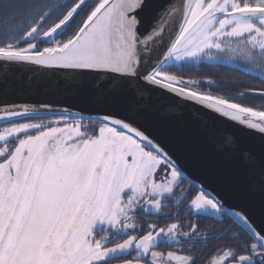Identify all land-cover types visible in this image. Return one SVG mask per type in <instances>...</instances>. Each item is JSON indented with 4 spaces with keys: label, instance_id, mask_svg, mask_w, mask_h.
<instances>
[{
    "label": "snow or ice",
    "instance_id": "1",
    "mask_svg": "<svg viewBox=\"0 0 264 264\" xmlns=\"http://www.w3.org/2000/svg\"><path fill=\"white\" fill-rule=\"evenodd\" d=\"M225 58L259 69L264 83V0H7L0 80L12 67L55 74L89 107L0 103V264H197L189 253L210 238L227 242L208 264H264V220L226 211L203 183L188 215H228L239 231L209 237L179 219L146 231L136 223L159 217L189 180L185 140L170 131L164 102L190 109L180 123L200 142L223 137L242 177L232 195L264 210V105L203 92L211 79L167 71ZM247 93L264 100V87ZM220 118L238 127L225 133Z\"/></svg>",
    "mask_w": 264,
    "mask_h": 264
},
{
    "label": "water",
    "instance_id": "2",
    "mask_svg": "<svg viewBox=\"0 0 264 264\" xmlns=\"http://www.w3.org/2000/svg\"><path fill=\"white\" fill-rule=\"evenodd\" d=\"M180 2L181 0H175L177 6L180 5ZM153 3L162 5L168 3V0H153ZM149 22L150 17L146 19V25ZM3 72H5V68L0 65V73ZM10 102L33 104L50 102L54 106H71L74 110L89 107L83 100L74 98L71 89L65 87L62 77L55 74L41 76L27 67H12L7 70V75L0 80V103ZM189 111L190 109L183 103L177 104L171 109L168 102L161 105L162 115L174 125L170 131L185 140V153L180 160L185 175L189 177L187 181L197 190L203 183L207 186L208 191L219 193V198L222 199L226 211L242 208L249 213L257 225H260L264 220V210L260 208L259 204L245 203L232 195L230 191L229 185L239 184L242 177L234 167L232 156L222 152L223 137H218L215 143L204 144L192 136L180 123L185 120ZM220 119L225 122V133L234 131L238 127L227 121V118ZM238 151L242 152L243 147L238 145ZM208 168L213 169L220 179L211 178L206 172Z\"/></svg>",
    "mask_w": 264,
    "mask_h": 264
},
{
    "label": "flooded vegetation",
    "instance_id": "3",
    "mask_svg": "<svg viewBox=\"0 0 264 264\" xmlns=\"http://www.w3.org/2000/svg\"><path fill=\"white\" fill-rule=\"evenodd\" d=\"M6 0H0V10L5 6ZM236 64L240 65L236 67L240 71L248 72L250 66L243 62H236ZM260 70L255 69L253 72L250 71L248 73L255 75ZM198 190L190 185L188 181L182 183L176 189V195L171 200L166 201V207L163 208L162 214L157 217L154 215H149L147 217H138L136 223L143 228L145 231L147 230L148 224L155 222L158 227H165L168 223L173 222L174 219H179L185 227L192 223H198L200 226V231L202 234H207L209 237H213L214 230L216 234H219L220 229L231 228L234 231H239L240 229L236 226L234 221L227 217L226 215L221 218H209L206 216L193 217L188 215V204L190 203V198L193 196ZM227 241L225 240H216L214 238L208 239L206 242L194 245L197 249L196 252L189 253L196 257L197 264H208V261L211 259L210 253L213 249L223 248V245ZM189 244H184L183 248L187 249ZM157 250L167 252L169 250H176L175 248H169L164 245H161Z\"/></svg>",
    "mask_w": 264,
    "mask_h": 264
},
{
    "label": "trees",
    "instance_id": "4",
    "mask_svg": "<svg viewBox=\"0 0 264 264\" xmlns=\"http://www.w3.org/2000/svg\"><path fill=\"white\" fill-rule=\"evenodd\" d=\"M7 0L5 1V5ZM4 7V6H3ZM2 11V9L0 10ZM171 74L182 76L185 79H204L208 78L214 82V87L201 88L200 90L221 98L230 99L233 102H240L244 106L260 107L264 105V100L251 93L241 96L240 93L247 89H259L264 87L259 75L243 72L236 67H229L224 64L206 65L200 63L191 67L184 68L183 71L170 68Z\"/></svg>",
    "mask_w": 264,
    "mask_h": 264
},
{
    "label": "rangeland",
    "instance_id": "5",
    "mask_svg": "<svg viewBox=\"0 0 264 264\" xmlns=\"http://www.w3.org/2000/svg\"><path fill=\"white\" fill-rule=\"evenodd\" d=\"M202 64H206V65H211V64H224V65H226V66H229V67H238V66H240V65H238V64H236V62H233V61H228L227 60V58H225L224 60H222V61H213V62H207V61H205V62H201ZM170 69V68H169ZM169 72H170V70H169ZM249 72V71H248ZM253 72V71H252ZM250 73H251V71H250ZM254 74V73H253Z\"/></svg>",
    "mask_w": 264,
    "mask_h": 264
}]
</instances>
